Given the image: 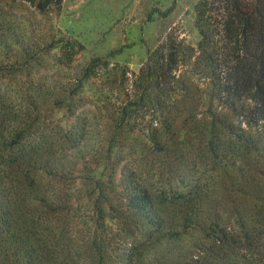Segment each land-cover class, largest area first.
Here are the masks:
<instances>
[{
  "label": "rangeland",
  "instance_id": "rangeland-1",
  "mask_svg": "<svg viewBox=\"0 0 264 264\" xmlns=\"http://www.w3.org/2000/svg\"><path fill=\"white\" fill-rule=\"evenodd\" d=\"M198 1L62 0L59 8L40 12L26 2L0 0V117L4 126L16 120L22 139L35 151L65 154L78 162L80 178L65 183L78 188L81 205L79 230L85 243L77 249L82 253L75 256L78 264H166L170 247L151 251L153 230L138 227L128 210L130 180L144 182L179 229L185 207L220 215L241 240L228 249L227 260H235L237 253L241 258L234 264H264V175L254 153L245 165L243 139L226 129L209 137L194 119L180 120L162 149L147 143L143 125L133 133L120 128L108 139L105 125L112 122L114 105L125 98L103 91L95 78L75 91V107L68 109L69 101L50 102L54 86L73 82L93 59H100L97 74L125 69L130 79L169 33L196 47ZM72 47L78 53L68 62ZM204 89L199 95L208 104ZM232 117L233 131L240 135V119ZM254 130L264 138V127ZM42 182L53 185L55 180L43 177ZM28 191H21L19 199H29ZM240 222L247 228L239 229ZM28 231L36 264H69L70 235L62 218L56 221L50 213ZM196 242L186 239L185 250ZM139 246L142 257L127 261L126 255ZM15 260L27 263L28 253L18 251Z\"/></svg>",
  "mask_w": 264,
  "mask_h": 264
},
{
  "label": "trees",
  "instance_id": "trees-1",
  "mask_svg": "<svg viewBox=\"0 0 264 264\" xmlns=\"http://www.w3.org/2000/svg\"><path fill=\"white\" fill-rule=\"evenodd\" d=\"M14 1L26 2L40 12L62 4V0ZM194 24L200 36L196 47L169 33L148 52L144 64L130 79L125 69L97 74L102 69L100 59H93L73 82L54 86L50 102L57 105L69 101L67 108L75 107V91L95 78L103 84V91L125 98L114 105L112 122L105 125L111 133L108 139L120 128H129L133 133L135 127L143 125L147 143L162 149L180 120L194 119L209 137L226 129L243 139L245 165L254 153L258 172L264 175V138L253 132L254 128L264 127V0H199ZM77 53L70 48L66 60L69 62ZM201 86H206L203 94L209 98L208 104L201 101ZM232 116L240 119V135L233 131ZM3 119L0 117V264H17L15 254L21 250L28 253L25 264H36L28 228L44 221L50 213L56 221L62 218L70 235L69 264H78L75 256L82 253L77 249L85 243L79 230L83 222L81 205L78 188L65 184L80 178L78 162L65 154L35 151L22 139L17 121L4 126ZM43 177L55 183L44 184ZM127 188L131 189L127 194L128 210L136 217V225L153 230L150 236L155 234L150 250L161 253L166 249L163 245L170 247L169 256L163 258L166 264H234L241 258L235 253V260H227L228 249L241 240L234 238L236 229L225 224L220 215H202L195 207H185L179 229L167 220L166 208L155 200L144 182L130 180ZM25 189H29V199H19ZM245 228L240 222L239 229ZM188 238H198V242L185 250ZM93 243L96 245L92 239ZM141 248L133 247V252L126 255L127 261L141 258ZM9 250H14V255Z\"/></svg>",
  "mask_w": 264,
  "mask_h": 264
}]
</instances>
